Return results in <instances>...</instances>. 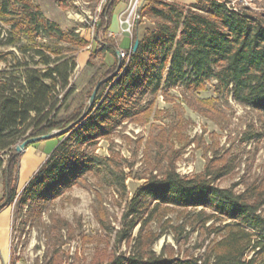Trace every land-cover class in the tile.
Here are the masks:
<instances>
[{
    "label": "trees",
    "instance_id": "16d2710c",
    "mask_svg": "<svg viewBox=\"0 0 264 264\" xmlns=\"http://www.w3.org/2000/svg\"><path fill=\"white\" fill-rule=\"evenodd\" d=\"M120 1L108 0L96 23L98 33L110 30ZM140 15L150 18L154 27L142 36L134 33L132 46L139 39L137 50L127 48L128 57L122 59L120 70L100 85L86 118L69 133L57 136L59 143L18 196L21 156L16 146L27 137L77 120L97 82L117 69L119 46L101 43L100 52L111 54L113 62L88 91L87 101L60 117L75 92L72 75L78 66L76 57L33 43L19 45L22 36L33 39L55 26L43 17L39 6L27 0H0V18L9 24L0 46H17L22 53L0 51V173L5 187L0 211L17 198L19 212L27 206L25 216L40 217L50 201L89 174L125 186L120 161L113 155L98 154L97 145L125 122L150 116L158 96L167 97L171 89L185 87L199 93L215 80L216 97L206 102L231 96L264 113V12L237 8L231 0H196L190 5L152 0ZM89 44L81 38L78 45ZM256 135L261 134L249 133L246 139ZM232 169L229 164H208L200 173L183 175L171 163L161 174H149L124 213L130 232L140 224L131 250L95 264H264V182H253L241 191L218 185ZM174 208L185 210L182 222L171 226L175 241L180 246L182 240L187 244L189 234L198 232L203 239L195 246L196 252L181 254L171 244L160 252L154 249L157 235L145 227L163 220ZM167 225L164 222L162 227Z\"/></svg>",
    "mask_w": 264,
    "mask_h": 264
},
{
    "label": "rangeland",
    "instance_id": "374dc122",
    "mask_svg": "<svg viewBox=\"0 0 264 264\" xmlns=\"http://www.w3.org/2000/svg\"><path fill=\"white\" fill-rule=\"evenodd\" d=\"M27 1L39 6L43 17L55 27L36 34L33 39L22 36L19 45L33 43L47 51L74 55L78 62L72 75L75 92L61 109L60 117L87 101L88 91L113 62L111 54L100 52L102 42H114L127 53L135 32L140 31L142 36L154 27L150 18L140 15L152 0H121L113 11L110 30L105 34L98 33L95 27L108 0ZM175 1L188 5L196 2ZM135 2L133 14L138 13L140 17L136 20L131 17L133 26L129 31L126 23L122 27L119 23L130 15ZM231 5L264 12V0H231ZM8 28L6 20L0 18L3 41ZM122 35L131 39L127 48L121 47ZM81 38L88 39L89 46L79 47ZM0 51L22 55L17 46L1 45ZM215 83L213 80L199 93L177 87L171 89L167 97L160 94L150 116L125 122L113 136L99 141L98 154L113 155L120 161L125 186L89 174L78 185L50 201L40 217L25 216L27 206L19 212L17 198L3 208L0 211V264H95L109 261L116 253L129 252L140 224L131 232L128 230L129 220L124 218L127 203L149 174H161L171 163L183 175L200 173L208 164L214 167L229 164L233 169L217 184L236 191L253 182H264V113L237 103L231 96H219L213 102H206L216 97ZM253 132L261 135L246 139V134ZM59 140L54 137L31 144L41 150L35 157L27 150L31 145L20 153L18 196ZM4 202L5 187L0 173V204ZM184 211L169 210L163 220L152 221L145 227V231L157 235L153 246L157 252L170 244L181 254L196 250L198 241L203 239L198 232L191 230L187 244L182 240L180 246L175 241L171 226L182 222ZM164 222L168 224L165 228L162 227Z\"/></svg>",
    "mask_w": 264,
    "mask_h": 264
},
{
    "label": "water",
    "instance_id": "95a60500",
    "mask_svg": "<svg viewBox=\"0 0 264 264\" xmlns=\"http://www.w3.org/2000/svg\"><path fill=\"white\" fill-rule=\"evenodd\" d=\"M138 45H139V39H136L133 43V46H132V50L135 52L138 48ZM116 54L118 56V59H119V64H118V67L117 69L110 75H108L107 77H104L103 79H100L92 94L90 95L89 97V100H88V103H87V108L84 110V112L80 115V117L71 122L69 125H67L66 127L64 128H55L53 130H51L50 132L48 133H45V134H41V135H35V136H30V137H27L26 139H24L23 141H21L17 146H16V151L18 153H22L24 150H26V147L31 144V143H34V142H37V141H41V140H46V139H50V138H54V137H57V136H60L64 133H69L72 128L76 127L77 125H79L87 116V110L89 108H91V106L94 104L95 102V97H96V94H97V91L100 87V85L105 82L106 80H108L109 78H111L112 76H114L121 68V62H122V58H121V50L120 49H117L116 50Z\"/></svg>",
    "mask_w": 264,
    "mask_h": 264
},
{
    "label": "crops",
    "instance_id": "0c3cea01",
    "mask_svg": "<svg viewBox=\"0 0 264 264\" xmlns=\"http://www.w3.org/2000/svg\"><path fill=\"white\" fill-rule=\"evenodd\" d=\"M123 9V8H122ZM122 9H121V11H122ZM121 13V12H120ZM111 23H112V21H111ZM120 24V23H119ZM110 27H111V25H110ZM112 32V31H111ZM114 33V32H113ZM137 33H138V35L139 36H141L140 35V31H137ZM117 35V34H116ZM121 40H122V43H121V47H125V48H127V47H129V45H130V43H131V39H129V37H127L126 35H122L121 36ZM58 144V143H57ZM56 144V145H57ZM37 148H39L38 146H35V145H31V146H29L28 148H27V150H28V152L29 153H31V157H35V156H37V152H39V153H41L40 151V149L38 150ZM50 153V152H49ZM48 156V155H47ZM47 158V157H46Z\"/></svg>",
    "mask_w": 264,
    "mask_h": 264
},
{
    "label": "built area",
    "instance_id": "2783aa9c",
    "mask_svg": "<svg viewBox=\"0 0 264 264\" xmlns=\"http://www.w3.org/2000/svg\"><path fill=\"white\" fill-rule=\"evenodd\" d=\"M244 2H248L249 0H243ZM136 3L137 2H135V4H134V7L132 8V10H131V13H130V15H128V17L125 19V20H120V25H121V27L123 26V24H127V30H129V31H131V28H132V26H133V24H132V22H131V17L134 19V20H136V17H137V19L140 17L139 16V14L138 13H134L133 14V12H134V8H136ZM137 11V10H136ZM133 15L135 16V17H133ZM132 51V47H131V49H130V52ZM129 52V53H130ZM129 53H126L125 51H121V56H123V57H128V55H129Z\"/></svg>",
    "mask_w": 264,
    "mask_h": 264
}]
</instances>
